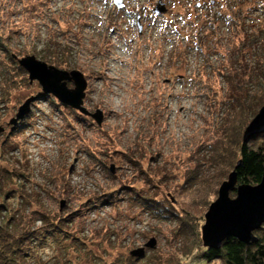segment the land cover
Here are the masks:
<instances>
[{"label":"rangeland","instance_id":"1","mask_svg":"<svg viewBox=\"0 0 264 264\" xmlns=\"http://www.w3.org/2000/svg\"><path fill=\"white\" fill-rule=\"evenodd\" d=\"M119 1L121 8L114 0H0L1 189L23 184L22 194L35 202L25 212L37 208L70 218V236L109 263L154 238L156 248L134 264H168L173 256L174 264H207L181 254L186 239L176 234L174 220L142 211L130 199L136 193L166 196L178 213L203 223L217 198L216 181L231 172L204 148L215 139L225 109L208 84L216 76L214 83L225 92L216 68L228 58L239 68L231 51L237 24L224 10L246 34L258 29L254 18L263 20L264 14L249 12L254 0H240L234 9L230 0ZM158 3L165 12L154 14ZM253 51L243 58L248 65ZM26 56L81 72L87 82L83 105L91 113L100 110L102 124L52 96L40 97L38 83L17 71V59ZM30 97L40 98L10 132L8 122ZM196 165L200 181L187 189L186 172ZM3 170L20 179L12 185ZM222 170L228 173L218 179ZM0 192L5 208L23 205ZM103 194L113 202L100 199L92 206L91 199ZM60 246L41 249L40 259L56 264Z\"/></svg>","mask_w":264,"mask_h":264},{"label":"trees","instance_id":"2","mask_svg":"<svg viewBox=\"0 0 264 264\" xmlns=\"http://www.w3.org/2000/svg\"><path fill=\"white\" fill-rule=\"evenodd\" d=\"M230 1L233 3L231 9H234L233 7L237 6L240 0ZM251 3L256 6L250 9V13L260 10L264 14V0H254ZM224 12L228 15L230 22L237 24L234 27L235 32L231 34V51L237 55L236 61L239 68L235 65V61L227 56L228 61L216 68V73L224 79L225 92L221 90V87L218 88L216 76L215 81L208 84L216 97L215 100H219L220 106H224L225 109L216 129L215 139L209 145L206 144L204 148L211 153V157L217 160L218 165L225 163L224 166L227 170L236 171L238 184L255 186L260 182L264 166V134L254 136L248 142L242 141V134L258 110L264 106V19L255 17L258 29L246 34L237 29L241 25L240 20L234 18L228 8ZM246 39L250 40L247 43L249 47H246ZM196 49L202 50L198 46ZM251 49L254 50L256 56L249 66L243 58ZM9 61L12 62L11 64H15L12 59ZM16 68L20 75H24L25 72L22 68ZM7 145L8 143L4 141L1 145L2 149ZM199 170L200 166L196 165L186 172L185 188H191L193 184L200 181ZM5 173L7 178L12 181V185L15 180L20 179V176L15 172L5 171ZM221 173L224 171L222 170ZM221 173L218 175V179H223L228 171L224 174ZM3 180L5 179L2 178L0 182V190L4 191L2 194L4 199L8 201L22 199L23 205L19 210L13 208L9 210L0 201V215L6 211V215L0 220V264H49L48 261L40 259V250L53 245L58 246L59 244L60 246L62 242L64 243L60 246V254L55 255L56 257L53 256L58 261L56 264H134L139 261L121 254L109 263L106 258L101 257L97 251H93L83 240L70 236L66 227L71 225L73 220L59 215L63 209L59 207V214L55 215V218L51 216V213L37 208L27 213L24 206H34L35 202L22 194L21 190L24 185L9 188V190L6 186V189L3 190L1 189ZM223 181L217 180L215 185L218 186ZM104 195L106 194L91 199V205L94 206L100 199L107 203L113 202L111 195L102 198ZM230 195L235 196V193H230ZM130 200H133L142 211H149L157 218L174 220L178 224L176 234L186 239L183 242L182 250H180L181 254L184 257L193 256L194 262L264 264V224L254 232L258 238L255 244L247 246L234 238H228L222 243L219 250L207 249L202 246L201 242L200 229L203 223H196L194 220H189L188 215L178 213L170 198L164 196L158 199L149 192L142 195L136 193ZM37 222L40 224L37 225ZM113 247L115 246L110 248ZM173 258L174 256L169 258L167 263L174 264L178 261V256ZM154 264H163V260Z\"/></svg>","mask_w":264,"mask_h":264},{"label":"water","instance_id":"3","mask_svg":"<svg viewBox=\"0 0 264 264\" xmlns=\"http://www.w3.org/2000/svg\"><path fill=\"white\" fill-rule=\"evenodd\" d=\"M118 8L122 7L119 0H114ZM165 12L164 5L158 3L154 14ZM21 67L28 75L29 83L37 82L41 88L42 96H52L61 105L68 107L80 114L90 117L100 126L103 113L96 110L89 112L83 105L87 82L83 74L77 70L64 71L38 61L34 56H26L17 59ZM73 84V88L67 86ZM40 97L27 98L17 109L15 116L8 122L10 132L14 131L30 113L31 104ZM0 131H3L1 128ZM264 134V106L251 119L242 134V141L248 142L254 136ZM113 172V169L111 168ZM235 193L231 198L230 193ZM64 203H60V209ZM264 224V166L259 184L252 186L238 184L236 171H231L217 192V198L209 205L204 214V222L201 226L202 246L207 249L219 250L222 243L228 238H234L245 245L255 244L258 241L255 231ZM156 240L150 239L144 247L133 249L129 256L138 260L143 259L146 250H154Z\"/></svg>","mask_w":264,"mask_h":264}]
</instances>
